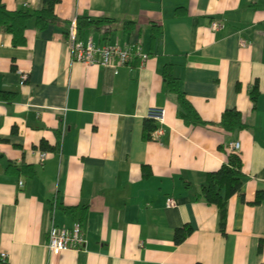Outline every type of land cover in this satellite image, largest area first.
I'll return each instance as SVG.
<instances>
[{
	"label": "crops",
	"instance_id": "obj_1",
	"mask_svg": "<svg viewBox=\"0 0 264 264\" xmlns=\"http://www.w3.org/2000/svg\"><path fill=\"white\" fill-rule=\"evenodd\" d=\"M54 14L61 22L43 29L29 20L21 45L0 31V264H264V0H57ZM80 18L99 21L78 40L140 43L148 58L116 72L73 61L64 32ZM167 65L205 125L177 115ZM151 107L165 109L156 138L144 133ZM229 108L245 127L218 124ZM233 141L242 196L228 198L222 231L218 208L195 194ZM75 223L84 246L51 254V224Z\"/></svg>",
	"mask_w": 264,
	"mask_h": 264
},
{
	"label": "trees",
	"instance_id": "obj_2",
	"mask_svg": "<svg viewBox=\"0 0 264 264\" xmlns=\"http://www.w3.org/2000/svg\"><path fill=\"white\" fill-rule=\"evenodd\" d=\"M42 7L35 11L30 10H9L2 0H0V31H6L12 35L14 45H21L25 42V29L27 22L33 20L34 25L38 29H43L51 23H60L61 20L54 14V5L57 0H42ZM99 20L94 19H77L76 28L80 29L82 25L97 24ZM67 35V28L65 30ZM168 90L175 95L177 105V115L187 125H205L206 122L199 116L193 105L187 100L179 81L171 73L167 65L163 70ZM258 94L257 86H253L250 91L252 100H256ZM218 124L225 130L233 131L245 127L241 120V113L235 108L225 109ZM155 128L154 122L147 118L144 121V133L146 137H150L151 131ZM41 146L46 148V144L41 142ZM241 158L238 152H229L225 161L214 171L207 172L204 182L199 186L196 199H202L207 204H213L218 208L219 228L223 231L226 218L227 200L234 194H241V186L243 183V173L241 170ZM263 196V195H262ZM259 194L253 203H259L262 199ZM75 207H65L66 211H73ZM192 230L191 226L185 224L174 230L173 240L180 243L187 234Z\"/></svg>",
	"mask_w": 264,
	"mask_h": 264
},
{
	"label": "built area",
	"instance_id": "obj_3",
	"mask_svg": "<svg viewBox=\"0 0 264 264\" xmlns=\"http://www.w3.org/2000/svg\"><path fill=\"white\" fill-rule=\"evenodd\" d=\"M222 24L220 22H212L211 28L218 29ZM76 22L73 20L67 28L66 39L69 44L71 58L73 61L83 64H96L99 66L110 67L114 72L119 66L128 64L132 59L137 58L139 66H142L148 58V53L143 50L140 43L121 46L119 44L95 45L91 39L82 42L76 38ZM245 41L241 40L240 45L244 46ZM27 78L25 73L21 74V82ZM165 109L159 107H151L147 111V118L151 119L155 128L151 131V137L156 138L162 132V124L164 122ZM240 147L239 141H233L228 144L229 152H238ZM41 159L46 157V153L40 154ZM21 181L19 184L21 185ZM166 207H175L176 200L172 196L166 198ZM85 244L83 230L79 223H75L70 227L57 226L51 224L47 231L46 247L51 254H59L67 250H80ZM5 257V253L0 254Z\"/></svg>",
	"mask_w": 264,
	"mask_h": 264
}]
</instances>
